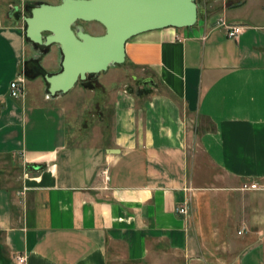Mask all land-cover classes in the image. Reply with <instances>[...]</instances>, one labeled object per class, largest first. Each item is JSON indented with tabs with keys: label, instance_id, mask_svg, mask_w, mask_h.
I'll list each match as a JSON object with an SVG mask.
<instances>
[{
	"label": "crops",
	"instance_id": "1",
	"mask_svg": "<svg viewBox=\"0 0 264 264\" xmlns=\"http://www.w3.org/2000/svg\"><path fill=\"white\" fill-rule=\"evenodd\" d=\"M27 2L0 0V264H264V0H200L56 95L61 51L27 54Z\"/></svg>",
	"mask_w": 264,
	"mask_h": 264
},
{
	"label": "water",
	"instance_id": "2",
	"mask_svg": "<svg viewBox=\"0 0 264 264\" xmlns=\"http://www.w3.org/2000/svg\"><path fill=\"white\" fill-rule=\"evenodd\" d=\"M196 0H60L41 2L24 16L25 36L34 43L58 44L61 68L46 74L48 93L71 89L89 74L107 70L125 60V43L143 31L193 25L198 16ZM95 21L104 27L92 34L75 25ZM142 83H153L146 78Z\"/></svg>",
	"mask_w": 264,
	"mask_h": 264
},
{
	"label": "rangeland",
	"instance_id": "3",
	"mask_svg": "<svg viewBox=\"0 0 264 264\" xmlns=\"http://www.w3.org/2000/svg\"><path fill=\"white\" fill-rule=\"evenodd\" d=\"M60 0H50V2L48 3H57L59 2ZM41 2H47V0H28V2L26 3V9H25V15H29L30 13V8L38 3H41ZM196 2L200 3V0H196ZM198 5V4H197ZM76 25H80L83 27V29L89 33H92V34H101L104 32V27L98 23V22H95V21H81V20H78L74 26ZM24 28H25V22H24ZM52 45H55L53 47H51ZM26 52L27 54L31 55L33 54L35 51L36 52H39L38 50H40L41 48H58L57 45L55 43H52V44H49V45H43V44H38V43H34V42H31L29 39H26ZM105 72V71H104ZM103 71L102 72H99L98 73V77L100 78H103L104 77V73ZM92 74H89L87 76H90ZM98 82V81H97ZM96 80L94 79V77H92L91 79H84V80H78L74 86L69 89L68 92H78V91H84L85 90L83 89V84H88V85H92V86H95L94 84L97 83ZM86 96L85 95H82L81 97H79V100L80 102H82V104L86 103L88 99H90L91 95L90 94H93V93H90V92H86ZM192 152H194V159H197V160H204L206 161V159L202 156V154L196 150V148L194 147V149L192 150ZM206 166L208 167L210 173L213 172V168L212 166L210 165H207ZM217 171H215L216 173Z\"/></svg>",
	"mask_w": 264,
	"mask_h": 264
},
{
	"label": "built area",
	"instance_id": "4",
	"mask_svg": "<svg viewBox=\"0 0 264 264\" xmlns=\"http://www.w3.org/2000/svg\"><path fill=\"white\" fill-rule=\"evenodd\" d=\"M216 25L223 26L226 30L228 36L236 37L243 29V26L239 24L229 23L224 16H219L216 20ZM23 79L18 78L10 82L9 88L12 96H17L23 91ZM105 173V171H103ZM260 186L256 182H244L241 185V189H258ZM176 210L180 213H186L187 208L185 205H179L176 207ZM18 263H24L26 256L24 254H19L17 257Z\"/></svg>",
	"mask_w": 264,
	"mask_h": 264
},
{
	"label": "trees",
	"instance_id": "5",
	"mask_svg": "<svg viewBox=\"0 0 264 264\" xmlns=\"http://www.w3.org/2000/svg\"><path fill=\"white\" fill-rule=\"evenodd\" d=\"M26 39H28V38L26 37Z\"/></svg>",
	"mask_w": 264,
	"mask_h": 264
}]
</instances>
